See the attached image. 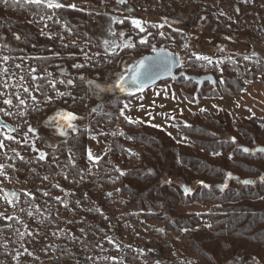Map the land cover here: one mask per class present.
Segmentation results:
<instances>
[{
  "label": "trees",
  "instance_id": "1",
  "mask_svg": "<svg viewBox=\"0 0 264 264\" xmlns=\"http://www.w3.org/2000/svg\"><path fill=\"white\" fill-rule=\"evenodd\" d=\"M79 1L96 5L98 0ZM145 1L157 2L161 18L174 13L163 0ZM221 3L218 5L214 2L212 7L195 5L193 17L200 21L205 31L213 30L215 34L230 37L238 32L217 10L227 8L236 16L242 17L251 6L248 0H228L225 5ZM124 5H128L127 0ZM256 14L257 35L264 39V8L259 9ZM95 23L96 18L91 14L65 8L48 9L43 5H28L22 1L13 3L9 0L7 5L0 3V49L10 56V66L19 65L21 45L29 50L34 44L41 42L39 31L44 25L57 34H73L89 45L98 47L92 35ZM119 28L127 30L132 26L125 19ZM149 31L150 40L156 45H162V41L167 39L154 27H149ZM171 32L175 39L172 48L177 50L181 48L182 39L178 36V31ZM58 39L59 37L54 41L50 62L37 64L40 68L37 73L43 77L32 81L39 83L40 93L48 91L53 94L54 91H63L67 87L70 93L53 101V108L78 115L85 107L92 110L99 104L107 111L96 112L90 121L89 131L80 130L60 141L51 149V157L40 159V155H37L39 164L45 166L51 175L59 173L58 178L62 182L66 177L73 180L74 192L70 197L74 213L72 223L66 227L71 234L81 238V243L69 238L51 247L40 243L38 247L44 249L42 254L47 261L53 264H115V261L107 259L95 261L87 253L95 251L96 241H91L93 234L101 238L108 235L99 232V227H96H106L107 222L103 211L93 206L97 192V202L103 208L116 196L124 195L140 216L166 224L173 235L181 236L198 255L197 264H252L253 260L264 264V180L261 179L264 178V153L254 151L257 147L264 148V119L243 121L234 128L224 112L217 115L206 113L204 117L195 115L189 125L179 126L188 141L185 145L176 144L161 130L125 121L121 133L112 138L104 137L109 141V151L95 163L89 162L86 142L88 137L99 132V129L112 128L121 116L122 99L111 91L116 88L115 80L119 77L104 81L106 75L119 66L121 58L130 55L134 64L156 49L150 48L151 42H134L120 52L109 53L103 50L101 55L84 61L74 44L58 45ZM250 57L260 59L254 54ZM199 62H191V70L185 73L191 76L211 74L215 77L216 87L204 83L196 94V85L180 77L175 83L184 92L189 90V94L185 95L188 99L192 98L191 91L201 95L207 89L208 97H217L240 93L246 82L260 80L264 83V60L259 65H254L250 73H244L240 66L227 62L220 75H217L215 68L204 71ZM29 67H32V63ZM54 79L53 87L50 83ZM69 80L72 81L71 84L67 83ZM96 85L100 87L97 88ZM122 96L131 95L123 93ZM37 109L28 108L24 116H18L20 130L30 133L29 127L34 126L41 118ZM18 137L23 140L22 146L31 147L24 135ZM128 144L139 149L138 159L127 152ZM245 148L249 151H243ZM55 158L57 159L52 162ZM129 162H137L138 165L126 170ZM118 165L125 169L123 173L118 171ZM88 170H91V174L86 177L85 172ZM229 173L232 179H228ZM247 179L253 184L243 186L241 182ZM205 184L208 187H204ZM118 185V191L108 193V189ZM183 186L189 187L188 195L184 193ZM73 200L79 202V206ZM191 204L204 206L207 211L194 214L178 213L175 210L177 206L186 208ZM8 224V227L0 231L3 233L0 234V264H12L7 237L12 238L10 248H14V242L23 227L22 221L15 218ZM99 244L108 247L106 241Z\"/></svg>",
  "mask_w": 264,
  "mask_h": 264
},
{
  "label": "rangeland",
  "instance_id": "2",
  "mask_svg": "<svg viewBox=\"0 0 264 264\" xmlns=\"http://www.w3.org/2000/svg\"><path fill=\"white\" fill-rule=\"evenodd\" d=\"M20 1L33 5L27 3L26 0ZM163 1L174 11L166 18L159 17L157 2H146L145 0H127V4L134 10L119 6L118 12L113 10L114 4H111L109 0L95 2L98 6L105 5L103 9L89 7L87 3L79 0H56L65 9L92 13L96 18V29L98 30L100 24L103 27L104 38H108L109 27L113 25L112 21L106 19L107 14L117 16L115 21L117 30H119L118 24L122 18L126 17L131 23L133 20L140 21V27L132 23L135 28L134 32L145 33L147 42H151L152 50L164 48L184 58L181 60L179 72H189L190 63L198 60L200 61L199 66L204 71L215 68L217 75L221 74L222 67L227 62L240 66L244 73H250L254 65H259L264 60V39L257 35L256 14L259 9L264 8V0H248L251 8L242 17L236 16L232 10L227 8L217 10V13L224 16L238 32L230 37L215 34L213 30L205 31L200 21L194 19L192 12L195 5L204 4L212 7L214 2L218 5L222 2L225 5L228 0ZM71 5L75 7H70ZM149 27H154L160 35L167 38L162 41V45H156L150 40ZM171 30L178 31V36L182 39L181 48L177 50L172 48L175 39ZM65 42L74 44L84 61L92 60L99 54V47H93L73 35L68 36ZM95 42L97 44V41ZM125 42L128 44L126 39ZM133 42L134 39L131 43L129 41V44ZM119 47L120 50L121 47ZM253 54H257L260 59L251 58ZM197 57L208 59L202 60ZM9 59L10 56L0 49V118L9 120L7 121L9 127L13 129V132L0 129V142L4 145L0 149V166H2L0 171L4 173L0 175V231L8 227V223L13 218L22 221L23 227L19 231L17 241L14 242L15 247L10 248L12 242L10 236L6 241L10 248L8 250L12 264H53L47 261L42 254L44 249L38 247L40 243H46V246L51 247L69 238H73L72 240L76 243H81V238L71 234L66 227L72 223L74 213L70 197L72 191L74 192V184L73 180L67 177L64 182L60 181L59 173L51 175L47 172L45 166L39 164L37 155L43 152L44 158L51 157V149H54L60 141L80 130L89 131L90 121L95 117L96 112L105 113L107 110L101 105L92 110L85 107L80 114H73L77 117L71 122L74 128L68 127L67 122L59 117V113H67V111L53 108L52 102L65 97L70 93V89L64 87L63 91L56 90L53 94L47 91L41 94L39 83L32 81V78L37 76L35 70H27L17 64L10 66ZM133 61L130 55L121 58L119 66L112 69L104 81L114 79L116 76L117 78L124 77ZM55 79L51 81V86L54 85ZM117 82L118 80H115V84ZM25 88L28 89L27 92L24 91ZM111 91L122 99L121 116L112 128L99 129V132L88 137L86 142L89 162L95 163L109 151V141L104 137L112 138L121 133L125 121L134 125L156 128L163 131L176 144L185 145L188 141L179 126L189 125L195 115L204 117L206 113L217 115L219 112H224L229 116L234 128L243 121L254 118L264 119V83L260 80L246 82L243 90L234 95L222 94L217 97H208L207 89H204L201 95L193 94L191 91V99L185 96L189 94V90L184 92L177 83L170 80L163 81L135 96H122L123 93L117 87ZM5 100H11V105L6 104ZM21 100L24 101L23 104L20 103ZM28 108L32 110L38 108L37 110L41 113L40 120H37L31 127L34 132L30 133L19 129L18 119V116L26 114ZM61 132L64 134L61 135ZM19 135L27 138L31 145L30 148L22 146L23 140L19 139ZM9 136L12 139H8ZM126 150L136 159L139 158V149L133 144H128ZM89 154L92 159H89ZM56 159H52V162ZM137 165V162H129L126 170L134 169ZM117 169L120 173L125 170L119 165ZM90 174L91 170L85 172L86 177ZM119 188V185L112 187L108 189V193L118 191ZM36 194H38L37 198ZM97 194L96 192L93 206L103 211L107 222L106 227L102 225H96V227H99V232L108 235L101 238L93 234L91 241H96L95 251L87 253L93 256L95 261L107 259L115 261V264H197L199 262L198 255L181 236L173 235L162 222L140 216L130 206L127 197L118 195L107 203L106 208H103L97 202ZM73 203L79 206V202L73 200ZM175 210L178 213L199 214L205 213L207 208L191 204L186 208L177 206ZM0 234L3 235V233ZM101 241H106L108 247L99 244ZM252 264L260 263L253 260Z\"/></svg>",
  "mask_w": 264,
  "mask_h": 264
},
{
  "label": "flooded vegetation",
  "instance_id": "3",
  "mask_svg": "<svg viewBox=\"0 0 264 264\" xmlns=\"http://www.w3.org/2000/svg\"><path fill=\"white\" fill-rule=\"evenodd\" d=\"M109 1H111L110 2L111 4H114V9H113L114 11L117 10V12H118L120 9L119 6H123L124 8L127 7L129 9H132L129 5H127V6L124 5L125 3L120 4V3H117L115 0H109ZM115 5L118 7V9H117V7H115ZM88 6L89 7H96L97 9H103L105 7V5H102V4H100V6H98L97 4L96 5L88 4ZM61 8H63V7H61ZM132 10H134V9H132ZM86 14H88V13H86ZM89 14L93 15L92 13H89ZM116 17L117 16L114 14L113 15H111V14L106 15V19L109 20L110 22L111 21L113 22V25L109 27L110 30L108 33V38H104V34L102 33V32H104L103 27H101L102 25L100 24V26H99L100 29L98 28V30H97L95 27L96 23L94 24L92 35H93V39L95 41H97V45L100 49V50L98 49V51H99L98 55H101L103 50L107 51L109 53L118 52L117 51V49H118L117 45H119L121 47V48L119 47L120 50L118 49L120 52L121 49H123L124 47L131 45V44H129V41L131 43V40H133V39H134V42L144 41L143 42L144 44H150V41L147 42L148 39L145 36L146 35L145 33L143 34L142 32H139V33L134 32L135 28L133 27L131 21L129 19H127L126 17L122 18L120 23L118 22L119 23L118 25L120 26L122 21L126 19L130 22L132 28L131 29L127 28V30H123V29L119 28V30H117L115 28ZM106 27L108 29V26H106ZM39 33H40V39L39 40L41 42L34 44L33 48H31L29 50L24 49V47L21 45V48L19 51L20 53L18 56L20 67L25 68L27 70L28 69L35 70L37 76H34V78H32V80H36V79L43 77L41 74L37 73L40 70V68L37 66V64L39 65L40 63H43V62L45 63L47 61L50 62V59L52 58V52L51 51L55 47V44H54L55 39L57 37H59L58 45L60 44V45L66 46L67 43L65 42V39L68 36L73 35V34L67 35V34H62V33L57 34L54 30H50V28L46 25H44L42 28H40ZM148 37L150 38V33L148 34ZM78 39L81 40L80 38H78ZM125 39L127 40L128 44L125 42ZM123 43H125V45ZM133 43H132V45H133ZM47 51H48V53H47ZM98 55H96V56H98ZM30 63H32V67H29ZM45 69H47V68H44V70ZM0 129H2L4 131H8V132L9 131L13 132V129L11 127H9V123L6 120H3L2 117L0 118Z\"/></svg>",
  "mask_w": 264,
  "mask_h": 264
},
{
  "label": "snow or ice",
  "instance_id": "4",
  "mask_svg": "<svg viewBox=\"0 0 264 264\" xmlns=\"http://www.w3.org/2000/svg\"><path fill=\"white\" fill-rule=\"evenodd\" d=\"M20 0H13V3H19ZM27 3H31L34 5H44L47 8H61L63 7V5L59 2H56V0H26ZM0 3H3L5 5H7L9 3V0H0ZM117 3L123 4L126 3V0H117ZM70 7H75V5H71ZM223 14V13H222ZM132 23L136 26V27H140V21L138 20H133ZM142 43L144 41H141ZM117 47H119V45H117ZM162 54V53H161ZM197 59H208L207 57H197ZM245 59H248V57H245ZM211 62V61H209ZM157 67H159V65H157L155 62L150 61L149 58H146L145 60H141L138 62V65L135 66L134 68H132L130 71L133 73V75L126 79L123 76L119 77L118 82L115 84V87L119 88L121 91H125L128 88L132 87V86H136L138 88H140L141 90L144 88L145 84L147 83L148 80L153 79L154 78V74L156 73ZM170 71V68H169ZM81 79H83L81 77ZM68 84H71L72 81L69 80L67 82ZM91 83V82H90ZM38 87V86H37ZM54 87V85H53ZM97 88H99V85H96ZM103 90V89H101ZM25 92L28 91L27 88L24 89ZM61 95H63L61 93ZM33 99H35V97H33ZM6 104L11 105V100H5ZM21 104L24 103L23 100L20 101ZM59 117L61 120L66 121L67 122V126L70 128H74V125L71 123L72 121L76 120L77 117L75 115H73L71 112H67V113H59ZM29 131L30 132H34V129H32L31 127H29ZM64 133L61 132V135H63ZM8 139H12V137H7ZM233 142H235V138H233ZM4 145L2 142H0V148H3ZM243 151L248 152V149H243ZM258 151H264V149H258ZM219 153H217L218 155ZM40 159H44V153L41 152L40 153ZM89 159H92L91 154H89ZM2 167V166H0ZM0 175H4V173L2 171H0ZM232 175L231 173L228 174V179H232ZM262 180H264V178H261ZM167 183H171V181H167ZM203 183V182H201ZM243 184L247 185L252 183V181L249 180H244L242 181ZM204 187H208V185H204ZM225 187H227V185H225ZM185 193H188L190 191V189L185 188L184 189ZM7 195V194H5ZM14 195V194H13ZM9 203H12V201H9Z\"/></svg>",
  "mask_w": 264,
  "mask_h": 264
},
{
  "label": "water",
  "instance_id": "5",
  "mask_svg": "<svg viewBox=\"0 0 264 264\" xmlns=\"http://www.w3.org/2000/svg\"><path fill=\"white\" fill-rule=\"evenodd\" d=\"M254 55H257V54H254ZM146 58H149L150 61H153L157 65H159V67H157L156 73L154 74V78L148 80L142 90L136 86H132L125 91L120 90L122 93H124L126 95H131V96L138 95V94L148 90L149 88L163 82V81L170 80L172 82H175L180 77H183L185 80L192 81L196 85V91H195L196 94L200 91V89L204 83H208L213 88L216 87L215 77L211 74H207V75H203V76H191V75L186 74L183 71L177 73L178 70L181 69V58H180V56L174 55L164 48L156 49L151 54L139 58L132 66H130L128 68V71L124 75V78H126V79L130 78L133 75V73L130 70L132 68H134L135 66H137L139 61L145 60ZM169 68H170V71H169ZM99 106L100 105L98 104L96 107H94V109L98 108ZM91 114H93V111H91ZM258 149H264V148L263 147H257V148H255L254 151L256 153H264V151H258ZM247 180H249V179H247ZM249 181H251V180H249ZM241 184L243 186H249V185H252L253 182L250 184H247V185L243 184L242 182H241ZM185 188L189 189V187H187V186L182 187L183 190ZM217 189H220V187L217 186ZM184 193H185V191H184ZM189 193H190V191L188 193H185V194L188 195Z\"/></svg>",
  "mask_w": 264,
  "mask_h": 264
}]
</instances>
